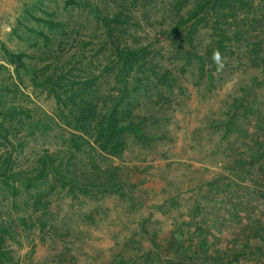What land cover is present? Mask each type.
<instances>
[{"label": "rangeland", "instance_id": "1", "mask_svg": "<svg viewBox=\"0 0 264 264\" xmlns=\"http://www.w3.org/2000/svg\"><path fill=\"white\" fill-rule=\"evenodd\" d=\"M193 1L0 0V44L30 67L18 79L0 51L14 172L0 175V264H177L162 253L177 240L210 264H264L263 0L220 56L205 21L190 42L173 29ZM111 113L129 125L115 150ZM49 166L119 186L81 190Z\"/></svg>", "mask_w": 264, "mask_h": 264}, {"label": "trees", "instance_id": "2", "mask_svg": "<svg viewBox=\"0 0 264 264\" xmlns=\"http://www.w3.org/2000/svg\"><path fill=\"white\" fill-rule=\"evenodd\" d=\"M83 0H65L66 5L70 4H81ZM254 7L253 0H194L190 7L186 10L185 13H178L177 19L174 22L173 29H179L183 25L188 24V29L185 35V39L190 42V36L195 29V25L200 23L201 21H205V25H208L212 30V36L215 37V43L217 45V53L220 56L221 51L225 47V42L229 39L228 32L230 25L233 23H237V20L240 16L246 17L248 13L251 12L250 8ZM260 11L263 10L261 18H264V0L263 3L259 4ZM256 18V16H254ZM234 20V21H232ZM252 25H254L255 20L251 19ZM246 28H239L234 26L233 36L242 37L245 36ZM257 36V35H256ZM191 45V44H190ZM0 51L3 61L13 67V71L20 79L21 71L28 72L30 67L26 63L24 59V52L22 51H13L9 49L4 43L0 44ZM139 50H127L124 51L119 50L118 54L120 57L125 58L127 56L134 57L138 55ZM125 55V57L123 56ZM125 64V63H124ZM205 60L200 56V69L204 71ZM1 65V63H0ZM107 123L102 128L101 132L105 134L106 139L112 144L113 149H117V142L113 139V135L115 134L116 128L118 129L119 125L117 123L113 124V116L112 113L107 116ZM129 127V125H122L121 128ZM3 124L0 123V147L4 150V156L0 157V175L4 179L14 178V172L12 170V157L10 150V140L8 135L3 131ZM48 160H44L46 164ZM49 170L59 178H65L66 181L71 184L78 185L81 190H113L117 188V182L111 181L109 184L105 182H96V181H81L78 177H66L60 174L54 167L49 166ZM7 235H10V230L7 226L0 225V261L2 260V256H5V252L3 251V246L6 241ZM183 249V251H182ZM163 258L167 261L171 262L176 261L177 264L184 263H192V264H210L207 259H198L196 257V253H190L186 247L182 244V242L177 240V246H175V250L172 253H164ZM256 264V263H255Z\"/></svg>", "mask_w": 264, "mask_h": 264}]
</instances>
